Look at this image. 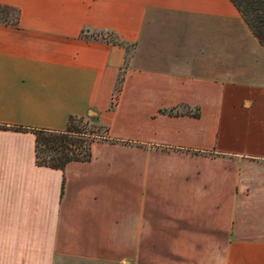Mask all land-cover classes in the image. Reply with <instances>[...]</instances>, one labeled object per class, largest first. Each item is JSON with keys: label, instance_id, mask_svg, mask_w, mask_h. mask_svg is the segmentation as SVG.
Wrapping results in <instances>:
<instances>
[{"label": "crops", "instance_id": "crops-1", "mask_svg": "<svg viewBox=\"0 0 264 264\" xmlns=\"http://www.w3.org/2000/svg\"><path fill=\"white\" fill-rule=\"evenodd\" d=\"M0 8V264H264V49L229 0ZM89 113L88 161L35 163Z\"/></svg>", "mask_w": 264, "mask_h": 264}, {"label": "trees", "instance_id": "trees-1", "mask_svg": "<svg viewBox=\"0 0 264 264\" xmlns=\"http://www.w3.org/2000/svg\"><path fill=\"white\" fill-rule=\"evenodd\" d=\"M234 9L239 14L242 21L247 26L252 36L264 49V0H229ZM6 8H0V21H5ZM121 78L116 80L114 88L116 94L120 89ZM111 102L110 107L113 106ZM168 116H176L178 113L174 109L162 111ZM196 118V110L191 114ZM82 117H69L66 125L61 131L34 130V158L35 163L53 170L62 171L64 166L70 162H86L89 160L90 145L96 141H109L106 137V128H102L103 135H96L86 130L82 125ZM112 142V141H110Z\"/></svg>", "mask_w": 264, "mask_h": 264}, {"label": "rangeland", "instance_id": "rangeland-1", "mask_svg": "<svg viewBox=\"0 0 264 264\" xmlns=\"http://www.w3.org/2000/svg\"><path fill=\"white\" fill-rule=\"evenodd\" d=\"M13 15V13L7 11L6 15ZM85 37H89V38H96L98 37V34H84ZM183 112H190V111H186L183 109ZM83 121H82V125H85L86 130H89L91 132H93V134L96 135H103L102 133V128H100L98 124V122L96 121V119H94L93 114L89 113L88 115H86L85 117H82ZM65 264V263H63Z\"/></svg>", "mask_w": 264, "mask_h": 264}]
</instances>
